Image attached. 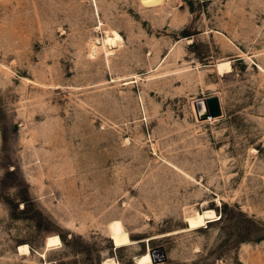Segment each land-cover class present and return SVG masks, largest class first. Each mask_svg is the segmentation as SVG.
<instances>
[{
    "label": "rangeland",
    "instance_id": "rangeland-1",
    "mask_svg": "<svg viewBox=\"0 0 264 264\" xmlns=\"http://www.w3.org/2000/svg\"><path fill=\"white\" fill-rule=\"evenodd\" d=\"M159 248L264 264V0H0V264Z\"/></svg>",
    "mask_w": 264,
    "mask_h": 264
},
{
    "label": "water",
    "instance_id": "water-1",
    "mask_svg": "<svg viewBox=\"0 0 264 264\" xmlns=\"http://www.w3.org/2000/svg\"><path fill=\"white\" fill-rule=\"evenodd\" d=\"M194 108L196 113V118L198 121H206L208 119H214L221 116V109L219 100L216 96H210L206 99H199L194 102ZM157 252L160 255V260H165L164 252L161 248L151 251L150 256Z\"/></svg>",
    "mask_w": 264,
    "mask_h": 264
},
{
    "label": "bare ground",
    "instance_id": "bare-ground-1",
    "mask_svg": "<svg viewBox=\"0 0 264 264\" xmlns=\"http://www.w3.org/2000/svg\"><path fill=\"white\" fill-rule=\"evenodd\" d=\"M120 40H121L120 35L117 32L112 31V37H107L106 40L104 41V44L108 46H112L113 44H115V42L120 41ZM126 84H128V82ZM193 107H194V103H193ZM194 111H195V108H194ZM208 120H212V119H208ZM215 218H216L215 212L212 210H206L203 214V219L206 221V223H211L213 221H216L214 220ZM111 261L112 260L104 261L103 264H109ZM134 261H135V264H153V260L150 256V252H147V253H144L143 255L135 257Z\"/></svg>",
    "mask_w": 264,
    "mask_h": 264
}]
</instances>
